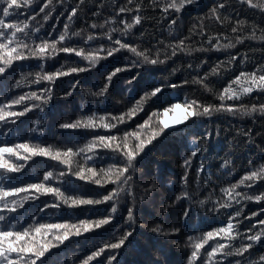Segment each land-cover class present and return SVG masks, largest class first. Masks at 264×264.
<instances>
[{
  "label": "trees",
  "instance_id": "trees-1",
  "mask_svg": "<svg viewBox=\"0 0 264 264\" xmlns=\"http://www.w3.org/2000/svg\"><path fill=\"white\" fill-rule=\"evenodd\" d=\"M78 0H64V4L57 5L56 11L48 21L43 20V15L37 16L35 21H31L33 27L43 24L39 33L32 36V40L39 42L38 37L55 38L63 30V24L67 20V14L71 7L75 6ZM224 0H193L179 14L172 13L164 17L162 10L152 6V0H143L142 15L144 19L140 25L132 29L129 36L123 37L126 42L139 44L141 48H150L153 53L157 48L174 42V37L184 39L186 46L190 49H208L207 51H192L178 53L175 57L163 65H142L131 72L121 73L118 79L114 80L109 94L104 98H97L86 95L85 92L97 91L104 83V77L114 67L126 63V57L131 58L129 53H118L115 57L102 60L95 69L78 75H69L58 79L53 87V95L47 105H42L43 111L33 109L24 117H21L16 124H0V143H20L24 141L32 144L51 145L53 148L64 149L67 147H83L93 135H122L123 132L135 129L136 125L143 123L148 113L157 107L166 106L168 103L180 100L185 97L200 99L204 103L219 104L216 93L227 84L240 71H252L257 65H264V42L246 39L244 43L237 44L233 49L224 51L211 50L208 43L209 36L223 34L229 39L236 35H247L249 28L245 25V32L233 33L232 23L237 20H248L255 22L260 28H264V16L242 6L236 0H228L229 7L221 9L222 17H230L222 24L209 16L210 8ZM43 0H37L35 6L28 9H21V14L17 19L23 20L39 11ZM127 0H86L82 11L78 13L73 21L71 31L85 30L103 31L101 29H91L93 22L103 23L111 15L115 14L119 6H123ZM135 7V5H129ZM99 12L100 15H94ZM64 13L63 15H60ZM135 13L121 14L119 19L131 20ZM59 17V19H57ZM176 19L177 23L169 29V23ZM122 27V25H113ZM51 33V37H48ZM171 33V34H170ZM119 36V33L115 34ZM260 35V32H257ZM31 42V40L29 41ZM215 41H213L214 43ZM222 42H227L222 40ZM99 43L107 45L106 40ZM72 44L81 45L80 38H73ZM94 42L90 47H97ZM170 54V49L168 50ZM238 55V61L231 66L230 71H226L220 77H210L213 93H209L196 84H187L177 88H167L164 95L154 103L146 106L137 117L129 121L126 125L119 126L117 130L95 129V130H71L61 129L60 124L71 122L78 117L97 112L103 114L111 112L119 114L126 111L134 103V99H139L140 95L147 90L149 84L161 82L167 84H180L184 80H191L194 76L203 75L218 61L226 60L230 56ZM246 57L247 59H243ZM163 58V52L161 55ZM68 62L69 66H84L86 62H81L79 57L61 53L56 59L45 63L46 71H55ZM203 62V63H202ZM40 61L35 59L14 63L13 67L0 77V103L15 97L30 93L40 92L47 87L46 83L34 84L30 81L35 78V73L40 71L38 65ZM192 67L189 68L188 65ZM175 69V71H173ZM32 73V76H27ZM132 75H137V80L131 86L132 92L129 94L126 81ZM27 76V79L20 87H14L17 81ZM79 80V84L73 90V85ZM72 91L71 96L65 93ZM264 103V94L253 93L245 97L241 103L250 106L253 103ZM25 103H31L25 101ZM39 103V102H37ZM24 105H17L13 110H22ZM39 120V125L35 121ZM33 127L42 128L43 131L33 132ZM208 139H202L206 134ZM248 133V135H244ZM197 139L203 144L204 150L193 160V167L189 170V180L187 189L192 193L191 200L177 201L176 196L185 190L181 183L184 168L181 167L186 156L190 155L193 145L191 141ZM264 116L254 114L251 117L239 115L232 116L227 113H219L211 118H200L190 121L186 127L182 126L178 131L167 133L154 141L145 152L138 158L137 171L133 174L132 189L135 198V223L131 225L134 229L133 235L126 245L114 252H107L98 261L92 264H106L107 255L115 254L117 260L115 264H186V257L189 249L185 247L187 237L209 231L212 228L222 225L226 220V213L222 210L215 211V202L221 196L219 189L229 183H235L249 168V161L255 164L264 163ZM232 163L227 167L222 166L224 160ZM203 161L206 170L202 173L199 181L196 177L195 169ZM121 162L120 158L111 152H102L100 158L94 162L97 167L107 168L109 164ZM83 157H78L73 163V167L83 164ZM65 171V166L56 161L44 157H35L28 161L25 167L17 173H3L0 170V183L5 186H21L27 183H37L43 179L46 171ZM208 183L205 184L204 180ZM153 185H155L153 187ZM57 186L66 188L69 194L86 193L90 196L99 197L111 191L115 185L107 184L99 187L78 181L74 177H65L63 184L57 182ZM75 189V191H73ZM248 191V189H241ZM253 191H264V183L257 185ZM210 196V198H209ZM51 196H41L38 201H29L16 213H5L11 221L16 223L17 229H22L33 224V218L39 223H55L57 220L84 219L86 217L95 219L99 214H106L109 205H98L94 209L62 208L57 211L49 209L39 212L44 203L52 202ZM200 200H205L201 206ZM133 197L125 194L121 200L120 209L115 219L108 226L101 230H96L79 238H73L57 248L51 250L46 256L47 264H80L91 251L95 250L104 241L114 242L121 237L129 226L124 223L127 216V208L131 207ZM240 207V206H237ZM264 208V203H247L243 206L244 216L250 215L253 211ZM166 209V210H165ZM185 210H190L188 219L183 218ZM228 209L227 212H231ZM257 219H264L262 214ZM253 221L244 220L241 231L250 226ZM156 225H162L165 230L179 228V233L163 235L153 232L151 229ZM254 253L258 256L264 253V243L257 245ZM231 259V258H229ZM227 264V262H226Z\"/></svg>",
  "mask_w": 264,
  "mask_h": 264
},
{
  "label": "snow or ice",
  "instance_id": "snow-or-ice-1",
  "mask_svg": "<svg viewBox=\"0 0 264 264\" xmlns=\"http://www.w3.org/2000/svg\"><path fill=\"white\" fill-rule=\"evenodd\" d=\"M236 2L264 16V0H236ZM36 3L37 0H0V77L5 76L14 63L35 59L40 61L38 65L40 71L35 73V78L30 82L48 85L42 88L39 93L32 91L0 103V124L3 125L16 124L21 117L33 109L43 111L42 105H47L51 100L53 87L58 79L92 71L102 60L115 57L118 53H129L131 58L126 57L127 62L108 72L104 77L103 85L97 91L88 90L85 92L86 95L104 98L109 94V89L114 80L118 79L121 73L131 72L142 65L166 64L178 53L191 55L194 50H208L188 48L185 43L187 38L178 39L174 37V42L167 45H163L161 42L163 47L157 48L155 53L150 48H141L139 44L126 42L123 37L129 36L132 29L140 25L144 19L141 14L143 0H127L125 5L119 6L115 14L106 18L103 23L93 22L90 24L91 29L103 31H89L86 34L83 29L71 31L73 21L86 3V0H78L68 12L67 20L59 35L55 38L38 37L39 42H36L31 38L41 31L43 24L33 27L30 22L35 21L40 14H44L43 20L48 21L53 12L56 11L57 5L62 6L64 0H43L38 12L26 16L23 20L17 19L22 8H31ZM191 3L193 0H152V6L160 8L164 17L172 13L179 14ZM133 4L135 7H129ZM229 6L228 0L214 4L209 10V16L223 24L225 20L231 18L222 17L221 9H226ZM124 13L135 14L130 21L119 19L120 15ZM94 15L99 16L100 13L96 12ZM176 23V19H172L169 23V29L171 30ZM117 24L122 25V27L113 26ZM245 25H248L249 28L247 35H236L233 39H229L223 34L209 36L208 43L211 50L233 49L237 44L244 43L246 39L264 42V28H260L255 22L237 19L232 23L231 31L243 33L245 32ZM258 31L260 35H257ZM117 33L119 36L115 35ZM51 35L48 33V37ZM73 38H80L82 44L70 46ZM30 40L31 42H29ZM100 40H106L107 45L99 43ZM222 40L227 42H222ZM213 41L215 42L213 43ZM94 42L98 46L90 47ZM162 52L163 58H161ZM61 53L79 57L80 61L86 62V64L84 66H69L68 62L65 61L55 71H46L45 63L56 59ZM238 58V55H233L226 60L218 61L202 76H194L191 80H184L180 84L164 82L149 84L139 99H134L132 106L118 115L111 112L103 114L91 112L74 121L62 123L59 127L71 130L115 129L119 133L120 125H126L144 111L146 106L159 100L169 87L177 88L187 84H196L205 91L213 93L214 89L209 78L220 77L224 72L230 71L231 66L238 61ZM243 59L246 60L247 58L244 57ZM188 67L191 68L192 65L189 64ZM32 75V73L27 74V76ZM27 76H22V79L17 81L14 87H20ZM136 80L137 75H132L126 81L129 94H131V86ZM78 84L79 80L72 86L73 90ZM253 93L264 94V65H257L250 72L240 71L239 74L230 79L222 90L216 93V99L220 101L219 104L204 103L200 99L185 97L182 101H173L166 106L152 110L143 123L137 124L135 129L125 131L122 135H93L83 147L54 149L51 145L32 144L28 141L0 143V170H3L5 174L20 172L27 162L35 157H44L56 161L58 164L64 165L66 169L58 173L52 170L46 171L43 179L37 183H27L21 186H5L0 183V264H47L45 258L52 249L64 245L65 242L71 241L73 238L85 236L110 225L119 212L123 196L127 194L129 197H133L132 206L127 208V216L124 220L129 229L124 231L123 235L114 242H102L81 260L80 264H92L107 252H114L124 247L134 233V229L131 228L136 220L132 180L133 174L138 170L136 167L138 158L161 136L170 132L174 133L182 126L186 127L194 119L211 118L219 113L241 117H251L254 114L264 116V103H253L250 106L241 103L245 97H249ZM65 95L71 96L72 91L65 93ZM25 101L31 103L26 104ZM22 104L24 105L22 110H13L15 106ZM40 123L39 120L35 121L36 125ZM32 131L42 132L43 129L33 127ZM244 135L247 136L248 133H244ZM209 136L210 133L202 139H208ZM191 143L194 147L181 165L184 168L181 183L185 190L176 196L177 201L193 198L192 193L186 190L189 170L193 167L194 158L204 150V146L197 139H193ZM105 151L116 154L121 162L109 164L107 168L97 167L95 163L90 164V162L100 158L101 153ZM81 156L84 163L73 167L76 158ZM231 163L230 160L226 159L222 166L227 167ZM205 170L206 164L201 161L195 169L198 181ZM68 176L99 187H104L107 184H113L115 187L98 198L86 193L69 194L68 189L57 186V182L63 184L65 177ZM204 183H208L207 179L204 180ZM262 183H264V163L255 164L253 161H249V168L238 181L219 189L221 196L216 200L214 210L217 212L223 210L226 213V220L222 225L209 231L187 237L185 247L189 249V252L186 257V264H226V262L227 264H264V253L258 256L254 253L255 247L264 243V219H257L264 214V208L253 211L248 216L243 214V206L247 203H264V191H253L257 185ZM241 189H248V191ZM41 196L53 198L51 203H44L43 207L39 209L41 213L49 209L57 211L62 208L94 209L98 205H109V207L105 210L106 214H99L95 219L88 217L73 219L70 217L62 221L58 219L55 223H39L33 218V224L17 229L16 223L11 221L5 213H16L18 209L24 207L25 203L38 201ZM199 204L203 206L205 200H200ZM228 209H232V211L227 212ZM189 216L190 210H185L183 218L188 219ZM244 220L250 222L255 220V222L250 223L249 227L241 231ZM151 230L163 235L176 234L180 231L179 228L165 230L162 225H156ZM116 260L115 254L107 255L106 264H115Z\"/></svg>",
  "mask_w": 264,
  "mask_h": 264
}]
</instances>
